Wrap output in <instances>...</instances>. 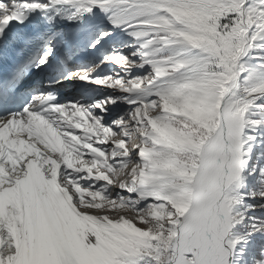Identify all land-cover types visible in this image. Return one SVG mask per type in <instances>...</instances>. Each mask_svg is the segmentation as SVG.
I'll use <instances>...</instances> for the list:
<instances>
[{"label": "snow or ice", "instance_id": "obj_1", "mask_svg": "<svg viewBox=\"0 0 264 264\" xmlns=\"http://www.w3.org/2000/svg\"><path fill=\"white\" fill-rule=\"evenodd\" d=\"M0 264H264V0H0Z\"/></svg>", "mask_w": 264, "mask_h": 264}]
</instances>
